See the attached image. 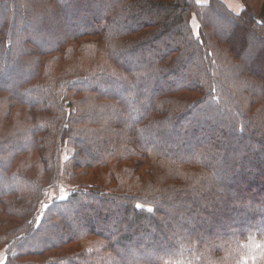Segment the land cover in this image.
<instances>
[{"label": "trees", "instance_id": "trees-1", "mask_svg": "<svg viewBox=\"0 0 264 264\" xmlns=\"http://www.w3.org/2000/svg\"><path fill=\"white\" fill-rule=\"evenodd\" d=\"M236 1L0 0V264H264V0Z\"/></svg>", "mask_w": 264, "mask_h": 264}, {"label": "rangeland", "instance_id": "rangeland-1", "mask_svg": "<svg viewBox=\"0 0 264 264\" xmlns=\"http://www.w3.org/2000/svg\"><path fill=\"white\" fill-rule=\"evenodd\" d=\"M197 3L198 2H200L199 4H204V3H206V2H208V0H195ZM206 1V2H205ZM224 2H225V4L227 5V6H229V8L230 9H232L234 12H236V13H238L239 11H240V9H241V4H240V2H238V1H236V0H223ZM192 25H193V28H194V30L196 31V21L193 19L192 20ZM249 31H251V26H250V28H249ZM202 124V130L201 131H198L197 133L196 132H194V135L193 136H195V134H196V136H195V141L197 140V138L199 139L204 133H207V128H204L205 126H204V124L203 123H201ZM181 129H183V128H180V131H181ZM178 130V129H177ZM183 132V131H182ZM200 133V134H199ZM181 134V133H180ZM174 135V134H173ZM182 135V134H181ZM192 136V135H191ZM190 137V136H189ZM189 139V138H188ZM191 140L193 139V138H190ZM178 142V141H177ZM179 145H180V143H178ZM191 144L192 143H190L188 146H186V148H185V146H184V150H187V148H190V146H191ZM232 148H236V146H232ZM256 147L254 146V148L252 149L253 150V152H255V149ZM194 149V148H193ZM238 153V152H237ZM244 153V152H243ZM242 152H239V154H240V156L243 154ZM238 154V155H239ZM249 154V153H248ZM247 160L248 159H250V160H257V162H259V163H261L262 161H264V156L263 155H260V156H255V155H253V154H249L247 157ZM247 192V191H246ZM248 194V196H250L251 197V193H252V195L253 194H255L254 192H251V191H248L247 192ZM230 194H231V192H230ZM249 199H246L245 201H244V205H247V204H249V201H248ZM240 203H239V201L238 200H236V201H231V204H230V206H229V208H233V207H236L237 205H239ZM222 206H218L217 208L219 209V211H221V212H224V209H223V207L221 208ZM218 211V212H219ZM219 223H217V224H214V222H211V221H205V220H203L202 221V224H200V223H197V225H195V226H192V228L193 229H201V228H208V229H211L212 230V234L213 235H218V237H220V231H219V229H218V227L219 226H221V224L222 225H224V223H223V221H218ZM237 223V225L238 224H241V223H244V224H246L247 223V221L244 219V220H241V221H239V222H236ZM236 223H235V221H234V225L233 226H236ZM210 227V228H209ZM239 227H240V225H239ZM232 229V228H231ZM217 237V236H216ZM143 244H146V243H143ZM149 244V243H148ZM160 244H162V241H157V243H155V245L153 246V247H157V246H159Z\"/></svg>", "mask_w": 264, "mask_h": 264}, {"label": "crops", "instance_id": "crops-1", "mask_svg": "<svg viewBox=\"0 0 264 264\" xmlns=\"http://www.w3.org/2000/svg\"><path fill=\"white\" fill-rule=\"evenodd\" d=\"M206 2V1H205ZM198 3H200V2H198Z\"/></svg>", "mask_w": 264, "mask_h": 264}]
</instances>
